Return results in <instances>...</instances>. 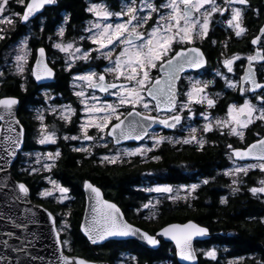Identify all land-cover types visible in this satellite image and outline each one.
Returning <instances> with one entry per match:
<instances>
[{
	"label": "snow or ice",
	"instance_id": "1",
	"mask_svg": "<svg viewBox=\"0 0 264 264\" xmlns=\"http://www.w3.org/2000/svg\"><path fill=\"white\" fill-rule=\"evenodd\" d=\"M58 0H15V3L22 7V12L11 9L10 0H0V25L15 24L17 21L29 27L35 23L41 33L45 30L44 12L48 6L56 5ZM86 11L94 19L88 21L79 41H86L88 47L80 46L75 39L65 42L64 36L66 27L70 21V16L63 17V24L57 29L55 35L59 38L52 42L51 47L63 53V71L72 73L78 62L89 63L92 60H103L107 64L102 71L90 69L77 72L72 76L73 95L77 97L81 105V117L78 124L77 135L63 136L65 141H79L83 145L84 141L93 142L90 146L73 147L74 152H83L87 156L93 153L91 147H108L109 140L114 145H119L122 141L135 140L142 141L146 137L152 140V146H141L135 148L117 149L114 155H103L101 163H123V157L141 156L147 158V153L152 152L156 147L167 141L172 144H193L195 143L202 150L207 143L203 136H197L198 129L189 127L190 135L173 139L159 134L150 133L153 125L159 124L164 128H183L182 121L191 120L196 112L194 105H204L205 109L200 115L205 120L202 126L203 133L218 130L221 135L235 136L240 141L245 139V130L255 125L257 121L264 124V25L258 29V34L254 35L250 43L257 46L256 49L247 54H233L225 57L221 63L227 73L235 74L234 65L240 62L243 75L238 79H232L224 72L217 70L216 76L224 81V86L239 93L243 98L242 103H230L227 105L223 117L212 118L207 109L216 107V99L207 91L209 85L215 81H202L193 77H185L188 81L187 90L181 94L179 84L182 80V73L187 69L197 70L203 68L207 60L204 52L197 42L203 43L209 36L212 27L216 25L224 26L235 37L245 36L248 29L244 26V21L248 11L255 16L261 15V9L253 8L250 0H118V10H113L107 2L91 3ZM5 13H8L5 15ZM221 17L222 19H217ZM151 22V23H150ZM31 31L29 27V32ZM10 34L0 27V41H6ZM30 35H24L22 39L11 47L5 55V62L11 56L12 67L15 76L22 80H27L26 73L35 81L53 79L56 75L55 60L49 61L44 47L33 50L29 45ZM52 41V37H48ZM231 39V35L228 37ZM213 45L217 44L212 40ZM227 48V41L223 42ZM95 54V55H93ZM223 55V53H221ZM34 60V63H30ZM246 61V63H244ZM259 74V79H258ZM5 73L0 71V78ZM108 76L112 80L107 79ZM22 90L25 85H20ZM114 97L113 102L102 100L96 92ZM184 99L181 100L180 96ZM216 97L220 93L215 94ZM55 98L48 93L44 94V103L47 108L37 109L35 119L39 122L37 143L40 145L56 144L60 138L57 135L55 126L45 123L46 116H54L65 124L72 122V117L77 115V109L71 105H54L48 103ZM255 101V102H253ZM20 101L13 96L0 97V121L7 125V132L4 140L8 147L5 148L6 157L0 156V160L10 163L12 158L17 156V150L22 151V144L25 137V129L17 119L18 104ZM124 109V111H121ZM152 113H156L153 115ZM164 114L161 116V114ZM19 130L17 131L16 127ZM95 130V135L90 131ZM14 133V134H12ZM259 138L253 143L246 144L243 148L233 147L227 144L228 159L232 161L233 167L226 169L223 175L234 177L229 186L233 194L240 191L242 183L240 175L247 176L251 170L258 169L264 173V136L257 134ZM111 151V150H110ZM31 155V153H24ZM36 167L20 168L21 173L32 175L41 170L50 172L61 157L59 148L55 152L35 153ZM152 159L159 160V156ZM236 161H254L238 164ZM52 185V189H45L38 193L41 198L53 197L54 192L60 195L58 203H63L69 199L67 193L69 189L60 185L51 177H46ZM211 179H215L212 177ZM203 185L210 183V178L201 181ZM258 186L248 188V192L253 197L264 199V178L257 181ZM83 187L90 192L89 201L91 203V215L81 224V231L91 244L96 245L108 240L111 237H136L147 245L157 247L161 241L157 237L170 240L175 245L174 254L181 261L193 264L197 260V249L193 241L197 237L208 234V229L192 221L184 224H169L160 229L156 235H151L146 231L135 227L127 222L121 210L115 203L104 200L101 191L93 184L84 181ZM200 184L193 183L182 189H174L170 185H158L144 189L147 192H155L166 195V199L173 202L178 200L187 201L188 196L195 193ZM14 190H18L19 195L13 197L14 200L27 199L29 188L25 183L19 182L14 185ZM186 193L181 196L180 191ZM175 191V195H172ZM227 197H221L220 203L227 204ZM160 204V200L155 202L149 200L142 205L143 209H155ZM28 211H31L29 209ZM47 213V219L52 222L51 233L54 237L55 251L59 253L55 261L50 264H90L89 261L65 255L63 249H70V241L62 239L61 233H66L70 225L67 220L61 222L57 228L56 220L52 212L43 209ZM140 212V209H137ZM34 216L36 213H32ZM71 212L64 213L70 216ZM155 211H152L146 219L155 218ZM264 223V218H261ZM15 227H26L22 224H14ZM12 237V232L4 234ZM31 243V242H29ZM3 248L10 249L15 253L14 264H31L32 261L40 259L37 256H30L27 249L21 245L10 246L9 240L0 241ZM21 254L27 259H21ZM201 254L211 260L217 259V250H201ZM132 264H138L136 257L127 258ZM244 257H236L228 264H243ZM0 264H12L9 256L0 255ZM119 264H125V260H120ZM255 264H264V261H255Z\"/></svg>",
	"mask_w": 264,
	"mask_h": 264
},
{
	"label": "trees",
	"instance_id": "2",
	"mask_svg": "<svg viewBox=\"0 0 264 264\" xmlns=\"http://www.w3.org/2000/svg\"><path fill=\"white\" fill-rule=\"evenodd\" d=\"M14 0H12L13 2ZM118 0H107L111 4H117ZM22 12V7L18 5ZM88 0H59L58 5L47 8L44 12L45 30L40 32L39 27L32 24V34L29 40L30 45L35 49L40 45L46 46L49 56L55 60L56 76L48 86L55 93L62 95L64 101L73 99L70 86L71 77L63 67H58L62 60V54L54 52L48 47L49 36L55 35L57 26L63 20V14L70 16L68 31L66 35H79L84 23L90 17L86 8ZM23 28V27H22ZM18 33L24 32V28L18 27ZM17 33V34H18ZM6 41H0V48ZM33 55L34 52H33ZM34 60H30L33 63ZM73 69L72 72H74ZM0 71L5 76L0 78V97L8 95L15 96L20 100L18 116L23 123L26 136L24 150H31L33 138L35 137L38 121L31 106H38L41 103L42 93L31 76L22 80L19 76L13 75L12 70L3 65L0 61ZM25 85L22 90L20 85ZM230 95H226L230 99ZM214 112V108H212ZM76 122V119L73 123ZM74 133L75 129H68ZM207 143L201 150L198 145L193 144H172L164 142L158 148L147 154V158L141 156L123 157V163H101L100 158L108 151L96 148L91 156L83 152H74L71 142H64L56 145L61 152V157L56 166L48 173L60 179L70 189V198L62 204L53 198L44 199L38 196L37 190L44 183L43 176L46 173H21L20 168H26L22 162L21 155L12 167V173L17 180L24 181L31 189L32 199L48 207L53 212H71L67 216L69 221V233L62 237L70 241V249L65 248L69 254L83 256L90 260H108L114 264L118 255L127 252L130 257H136L138 264H179L174 254V247L171 243L163 242L156 249H149L136 241H108L104 245L92 246L80 231V222L84 212L85 197L83 193V182L91 180L101 187L108 199L118 203L123 209L126 217L136 225L155 233L158 229L171 222H185L195 220L207 226L212 233L223 234L221 237L213 236L205 242L197 243V248H210L214 242L219 241L221 251L220 257L211 260L199 251L198 264H227L229 258L243 255V264H255V261H264V201L257 199L247 190L231 196L227 204H221V188L227 186V180L223 175L217 176L219 158L214 151V131L200 133ZM159 156V160L152 159ZM217 176V177H216ZM214 177L215 179H211ZM210 178V183L203 185L201 181ZM253 178L249 180L252 181ZM170 185H191L200 184L196 192L187 201L181 199L173 202L160 198V204L155 209V218L146 219L151 213H146L142 205L148 201L149 192L144 189L154 184ZM140 209V212H137ZM60 219V216L57 217ZM128 264H132L128 260Z\"/></svg>",
	"mask_w": 264,
	"mask_h": 264
},
{
	"label": "water",
	"instance_id": "3",
	"mask_svg": "<svg viewBox=\"0 0 264 264\" xmlns=\"http://www.w3.org/2000/svg\"><path fill=\"white\" fill-rule=\"evenodd\" d=\"M58 2H59V0H58ZM58 2L56 5L48 6L47 8L57 6ZM19 27L22 28V27H24V25H21L19 23ZM40 47L45 48L46 56L49 60L47 48L44 45H40L36 49H38ZM205 58H206V56H205ZM206 60H207V58H206ZM33 63H34V61H33ZM206 65H207V63H206ZM197 70H200V69H197ZM192 71H195V70L187 69V70H185L184 73H188V72H192ZM55 72H56V69H55ZM184 73H182L181 75H183ZM32 79L34 80V78H32ZM54 79H55V77L53 79L43 80L40 82H37L35 80L34 81L38 86H45V85L52 83L54 81ZM13 97H15V96H13ZM19 106H20V103L17 106L18 111H19ZM17 119L23 125V123L21 122V120L18 116V112H17ZM13 127H16L17 131L19 130L18 126L14 125ZM23 127H24V125H23ZM24 129H25V127H24ZM156 129H164L167 131L173 130V129L164 128L162 125L155 124L152 126V128L149 131L152 132L153 130H156ZM6 134H9L7 132V125L5 124V122L0 121V156H3L5 158H7V157H6V152L4 150L6 147H8L7 142L4 140V136ZM12 134H14V133H12ZM25 136H26V130H25ZM144 140H142V141H144ZM142 141L127 140V141H122L119 145H115V146H122L125 144H138V143H141ZM21 147H22V151H23V149L25 148V137H24V142H23ZM22 151L17 150V156L12 158L10 163H5L4 160H0V241H3L4 239H8L10 246H13V247H18V246L23 245L27 249V252L29 253L30 256L40 257V259H36L35 261H32L31 264H50V262L56 260V257L59 255V253H57L55 251L56 246L54 244V237L50 231L51 226H52V222L47 219V213L44 212L43 209H47L49 212H52V211L48 207H46L43 204L32 199L31 189L29 188V186L24 181L17 180L12 173V167L14 166L15 162L17 161V159H18V157ZM87 181L90 182L91 184H93L95 187H98L100 189L102 197L104 200H107L111 203H115L117 205V207L123 213L127 222L131 223L135 227L140 228L143 231L148 232L151 235H156V233H158L161 228H163L169 224H184V223H187L188 221H192L196 224H199L202 227L207 228L208 234L206 236L197 237L193 241L194 247L197 249V260L195 262H193V264L199 263V251L197 248V243L205 242V241L209 240L211 237H213L214 235H221V232L212 233L211 230L207 226L202 225V224L196 222L195 220H188L185 222H177V221L171 222V223L164 225L160 229H158L155 233H151V232L147 231L146 229L140 227L139 225L132 223L126 217L121 206L118 203H116L115 201L108 199L105 196V193L101 187H99L97 184L93 183L91 180H87ZM19 182L25 183L26 186L29 188V196L27 197V199H24V198H21L19 200L13 199L14 196L19 195L18 190H14V185L16 183H19ZM83 184H84V182H83ZM82 189H83V193H84V197H85V206H84V212H83V216H82V219L80 222V226L82 223H85L86 219L89 218L91 215V203L89 201L90 192L88 190H86L84 187H82ZM29 209H31V211H28ZM32 213H36V215L34 216ZM53 215L55 217L56 226H57V217L54 213H53ZM14 224H22V225H26V227H19L18 228V227H15ZM57 228H58V226H57ZM80 231H81V227H80ZM7 232H12L13 236L12 237L5 236L4 234ZM81 233L84 236L82 231H81ZM61 237H62V235H61ZM85 238L87 239V237H85ZM157 238L160 239V241H161L160 245H158L157 247H152L150 245H147L146 242L141 241L136 237H111L108 240L101 242L99 244H96V245L91 244V242H89L88 240L87 241L92 246H100V245H104L108 241H113V240H115V241L133 240V241L138 242L142 246H145V247H147L149 249H153V250L158 249L161 246L162 241H163V242L171 243L175 249V245L172 241L167 240L166 238H163V237H157ZM29 242H31V243H29ZM63 252L65 255H68L70 257L83 258V259L89 261L90 264H112L108 260H90V259H87V258L80 256V255L68 254L65 251V248L63 249ZM0 255L9 256L10 262H12V264H14L17 254L11 253L10 249H5V248H3V245L0 244ZM21 259H27V258L21 254ZM176 260L179 264H190V262L181 261L178 257H176Z\"/></svg>",
	"mask_w": 264,
	"mask_h": 264
},
{
	"label": "rangeland",
	"instance_id": "4",
	"mask_svg": "<svg viewBox=\"0 0 264 264\" xmlns=\"http://www.w3.org/2000/svg\"><path fill=\"white\" fill-rule=\"evenodd\" d=\"M104 2H107V0H88V6L91 4V3H104ZM108 4H110L113 8V10H118V1H117V4H111L109 2H107ZM10 7L12 10L14 11H17V12H21L19 9H18V6L17 4L15 3V0L12 2V0H10ZM88 13V12H87ZM8 13H5V15H7ZM66 14V13H65ZM90 15V17L86 20V22L84 23L79 35H76V36H72V37H64V40L65 42L67 41H70V40H73L75 39L77 41V43L84 47V48H87L89 45L86 41H79V37L81 35H86L84 32H83V29L84 27L87 25L88 21L90 20H93L94 17L88 13ZM151 23V22H150ZM0 27H3L9 34H10V38L8 40H6V42L3 44V46L0 48V61L3 65H5L8 70H12L14 72V68L12 67V63H11V56L8 57V61L7 63L5 62V55L11 50V47L14 46V44L16 42H18L20 39L23 38L24 35H30L32 34V25H30V29L31 31L29 32V27H23L25 28L26 30L22 33H18V27H19V22L17 21L15 24H12V25H9V24H4V25H0ZM21 28V29H23ZM18 33V34H17ZM59 38H53L52 37V41H49V39L47 40V43L49 44V47L50 49L52 48L51 47V44L52 42H56ZM29 45H30V42H29ZM30 47L32 48L33 52H34V48L30 45ZM54 54H56L58 51L56 49H51ZM62 54V60L60 62H58V67H63V57H64V54ZM95 55V54H93ZM50 57V60H52L54 57L53 56H49ZM107 64L106 61H103V60H92L90 61L89 63L85 64L84 62H78L76 67L74 68V72H72L70 74V77H71V82H70V86L72 88V96H73V99L70 100V101H64V100H61L62 99V95L58 94V93H55L54 90L52 88H50L49 86H45V87H42V89L40 90V93H42V98H41V103L40 105L38 106H31L30 109H32L34 111V114L36 115L37 113V109H44V108H47V105L44 103V94L45 93H48L50 96L54 97L55 99L54 100H50L48 103L50 104H54V105H66V104H69L71 105L73 108L77 109V115H74L72 117V122L69 123V124H65L63 121L61 120H58L56 119L54 116L52 115H48L47 112H45V116H46V120H45V123H47L50 127L51 126H55V128L57 129V135L58 137H62L67 134L69 136L71 135H77L78 134V124L80 122V117L82 115L81 113V105L79 104V101L77 99L76 96L73 95V87H72V76L77 74V72H83V71H87V70H90V69H94L96 71H102L103 67ZM208 70H206L205 73H202V74H193V75H188L187 77L191 76L193 77L194 79H199V80H202V81H214V68L213 69H209V66L207 67ZM190 74V73H189ZM27 76V79L28 77L30 76L29 74H25ZM211 75V76H210ZM107 79L109 81L112 80V77L111 76H108ZM187 86H188V81L187 79L184 80V83H182V92L186 91L187 90ZM208 93L210 95L213 96L214 98V84H211L209 85V88L207 89ZM96 95L100 96L102 100H107L109 102H113L115 100L114 97H111V96H107L106 94H103V93H100V92H96ZM184 99V98H183ZM195 112H196V115L191 119V120H188V124L187 126L184 128V130L186 132H177L176 135H174L172 138L173 139H177V138H182V137H185V136H188L190 135V132L188 131V128L189 127H196L198 129V132H197V135L198 133H202V126L203 124L205 123V120L203 119V117L200 115V112L202 110L205 109V106L204 105H194L193 106ZM121 111H124V109H122ZM207 111L211 114V117L214 119V112L212 109H207ZM152 114H155V113H152ZM76 119V122L73 123V121ZM71 128H74L75 131L74 133L72 132H69L68 129H71ZM38 129H39V122L37 124V128H36V133H35V137L33 138L32 140V144L34 145L35 148L31 149V150H24L22 155H21V158H22V162L24 163V166L25 167H36V168H39L40 165H37L35 164V153L39 152V153H46V152H55L57 150L56 148V145L58 143V140H57V143L56 144H46V145H40L38 144L36 141H37V138H38ZM90 134L91 135H95V130H91L90 131ZM154 134H159V135H163L161 133H154ZM163 136H166V135H163ZM200 136V134L198 135V137ZM109 140V143H108V147L107 148H104V147H91V151L94 152V150L96 148H99V149H102L103 153H104V150L108 151V154H105L104 155H114L116 150L117 149H123V148H135V147H141V146H147V147H151L152 146V140L149 139V138H146L143 142L139 143V144H126V145H123V146H115L112 142H111V138H108ZM67 142H71L72 145L74 147H80V146H90L93 142H89V141H84L83 142V145H81V143L79 141H67ZM158 148V147H156ZM111 150V151H110ZM24 153H31V155H24ZM148 154V153H147ZM233 167V165L231 166ZM46 173L45 176H43V185L40 186V188L37 190V194L45 189H52V185L48 182V180L46 179V177H51L53 180H56L60 185H62L63 187H66L68 188L64 183H62L61 181L59 182L57 179H55L54 176H51L50 174H48L49 172L47 171H43L41 170L39 173ZM243 175V174H241ZM240 175V176H241ZM234 178V177H232ZM261 178H264V173H262L260 175V177L257 179V181ZM158 185H170V184H154L150 187H155V186H158ZM172 186L174 189H182L183 187L185 186H188V185H177V186H174V185H170ZM258 186V184H257ZM149 188V187H148ZM69 189V188H68ZM70 189H69V192L67 193L68 197L70 198ZM175 191L172 195H175ZM181 196H185L186 193L184 191H180L179 193ZM194 193H192L190 196H192ZM59 193L58 192H54V195L53 197H48V198H44V199H50V198H53L56 202H58V197H59ZM167 194H165L164 196H166ZM39 196V195H38ZM188 196V198L190 197ZM40 197V196H39ZM163 197L161 194H158V193H155V192H149V197H148V201L151 200L153 202H155L156 200H160V198ZM68 200V199H66ZM64 200V201H66ZM147 201V202H148ZM145 202V203H147ZM144 203V204H145ZM157 208V207H156ZM155 208V209H156ZM143 209V208H142ZM155 209H144L146 211V213H151L152 211H155ZM53 212V211H52ZM56 217L60 216V219H57V226L58 228L61 226V222L63 220H67V223L69 224V221L67 219V217L64 216V213L60 210L58 212H53ZM69 233V230L66 232V233H61V235L65 234L67 235ZM62 239H67L65 237H62ZM65 248H68V247H65ZM216 247L213 245L212 247L210 248H201V249H198L200 252L201 250H209V249H213ZM217 250V249H216ZM217 257H218V252H217ZM124 260V257L123 255L121 254V257H119V259H117L116 261H114V264H119V261L120 260ZM231 261V260H228L226 261V263L228 264V262ZM125 264H128V261L125 260Z\"/></svg>",
	"mask_w": 264,
	"mask_h": 264
},
{
	"label": "flooded vegetation",
	"instance_id": "5",
	"mask_svg": "<svg viewBox=\"0 0 264 264\" xmlns=\"http://www.w3.org/2000/svg\"><path fill=\"white\" fill-rule=\"evenodd\" d=\"M250 3H251L253 8L261 9V15L259 17H257L251 11L247 12V15H246V18L244 21V26L248 29L247 34L241 38H237L234 36L233 33H231V30H227L224 26L216 25V26L212 27L210 32H209L208 38H206L203 43H200L199 41L197 42V46H199L201 48V50L204 52V54L207 58V65L200 70H195L192 72L184 73L182 75V80L179 84V88H180V91L182 94L183 93L182 92V89H183L182 83H184L185 77H187L188 75L205 73L206 70H208V68H207L208 66H209V69L214 68V81H215V83H214V98L216 99V107H214V118L223 117L225 115L226 108H227L228 104L236 103V102H238V103L243 102V98L239 95L238 92L233 91L232 89H228L224 86V81L220 77L216 76V71L220 70L232 79H238L239 76L243 75V69L239 66L240 62H237L234 65L235 74H233V73H227V70L223 68L221 61L225 57H230L231 55L236 54V53H239L242 56L247 55V54L253 52L257 47V46L251 45L250 41L254 37V35L258 34L259 27L261 25H264V0H250ZM217 19H222V18L217 17ZM68 24L66 25V32L68 31ZM25 30L26 29L24 28V31ZM66 32H65V36H64L65 38L66 37H72V35H69V36L66 35ZM230 35H231V39L229 40L228 37ZM52 37L54 39L58 38L56 35H53ZM212 40H216L217 44L213 45L211 43ZM224 41H227V43H228L227 48H225L223 46ZM48 47H49V44H48ZM221 53H223V55H221ZM244 63H246V61H244ZM262 63H264V62H262ZM259 78L260 77L258 74V79ZM216 93H220V96L216 97L215 96ZM230 94H232V96L230 97V99H227L226 95L228 96ZM183 98H184L183 95H181L180 99L183 100ZM253 102H255V101H253ZM155 114H153V115H155ZM163 115L164 114L162 113L161 116H163ZM182 124H183V128L181 126H178L176 129H173L171 131H167L164 129H156L150 133L154 134V133L158 132V133H161L163 135H166L167 137H173L174 135L177 134V132H180V133L186 132L184 130V128L188 124L187 113H185V120L182 121ZM258 133L261 136H264V124H261L259 121H257L255 125H252L247 130H245L244 141H240L235 136L221 135L218 130H214V151L216 153L217 158H219V160H220L219 161L220 164L218 167V173L216 174L217 176L223 175V172L233 165L232 161H230L228 159V155H227L228 149L226 148V145L230 143L233 145V147L243 148L246 144L253 143L255 141V139L259 138V136L257 135ZM199 134L200 133H198V135ZM64 142H67V141H65L61 137L58 139L57 145L64 143ZM165 142H167V141H165ZM161 145H159V146H161ZM249 162H254V161H236V163H238V164H244V163H249ZM261 174L262 173H260V171L258 169H256V170H251L247 176L241 175L240 179H241L242 183L240 185V191L247 190L248 188L253 187V186H257V179L260 177ZM223 178L227 180V186H224L221 188V197H227V199H229L231 196L235 195L232 193V190L229 187L231 185L233 178L226 176V175H223ZM250 178H253L252 181L249 180ZM55 179H57L60 182V179H58V178H55ZM239 192H237L236 194H238ZM260 200L264 201V199H260ZM222 235L223 234L214 235V236L221 237ZM214 246L217 249L218 257H220V255H219V253L221 251L220 242L219 241L214 242ZM122 255L124 257V260L128 261L127 258L130 257L129 253L124 252V253H122ZM119 257H121V254L118 255L114 261L119 259ZM236 257H244V256L243 255L242 256L241 255L233 256L232 258L227 259V261L233 260Z\"/></svg>",
	"mask_w": 264,
	"mask_h": 264
}]
</instances>
